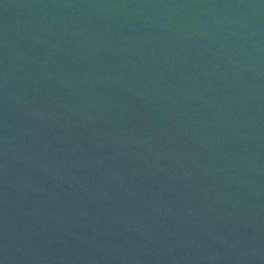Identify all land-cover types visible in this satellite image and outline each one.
<instances>
[{
	"label": "water",
	"instance_id": "water-1",
	"mask_svg": "<svg viewBox=\"0 0 264 264\" xmlns=\"http://www.w3.org/2000/svg\"><path fill=\"white\" fill-rule=\"evenodd\" d=\"M0 264H264V0H0Z\"/></svg>",
	"mask_w": 264,
	"mask_h": 264
}]
</instances>
